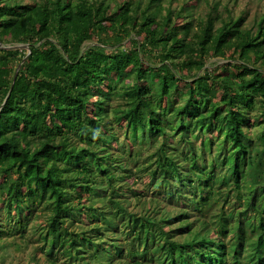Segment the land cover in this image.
I'll return each mask as SVG.
<instances>
[{"label": "trees", "instance_id": "trees-1", "mask_svg": "<svg viewBox=\"0 0 264 264\" xmlns=\"http://www.w3.org/2000/svg\"><path fill=\"white\" fill-rule=\"evenodd\" d=\"M236 12L0 0V241L38 211L46 264H264V13Z\"/></svg>", "mask_w": 264, "mask_h": 264}, {"label": "rangeland", "instance_id": "rangeland-1", "mask_svg": "<svg viewBox=\"0 0 264 264\" xmlns=\"http://www.w3.org/2000/svg\"><path fill=\"white\" fill-rule=\"evenodd\" d=\"M117 1V0H114ZM222 2H230L237 4L238 16L241 14V11L247 10L246 22L251 21L258 14L264 13V0H222ZM214 64H223L228 62L227 60L213 59ZM211 65V66H212ZM115 104L122 103V101L115 100ZM216 137H214L215 139ZM199 144V141L197 142ZM150 151H154L150 150ZM132 188L138 189L139 191L143 189L142 180H130L129 181ZM149 193V192H148ZM125 203L131 208V210H138V199L133 196V193L130 191L126 192ZM148 198L142 199V202ZM141 202V203H142ZM149 201L147 205L149 206ZM16 214L19 213V210H13ZM173 213V212H172ZM25 214H31L30 210H26ZM33 220L29 218L27 227L23 231L14 232L6 240L0 241V264H34L32 261H38V264H46L44 255L38 250L39 245L36 243V236H33L35 233L34 230L37 229V226L44 225V219L39 216V212L33 213Z\"/></svg>", "mask_w": 264, "mask_h": 264}]
</instances>
